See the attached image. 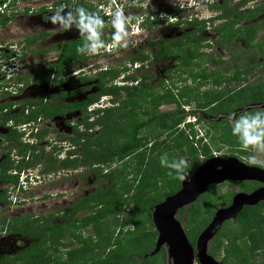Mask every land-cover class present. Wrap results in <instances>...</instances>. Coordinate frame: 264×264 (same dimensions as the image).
Returning <instances> with one entry per match:
<instances>
[{
  "label": "rangeland",
  "instance_id": "rangeland-1",
  "mask_svg": "<svg viewBox=\"0 0 264 264\" xmlns=\"http://www.w3.org/2000/svg\"><path fill=\"white\" fill-rule=\"evenodd\" d=\"M24 1L26 0L16 1L11 9V11H13V19H17L15 22L18 21V24H16L17 26L14 25L12 28V32L15 33L16 36L10 37L6 36L4 33L0 34V36H2L0 38L1 46H3L4 42H16V46H13V49H15V51L17 49L18 59H20V54L21 56L23 55V59L18 61L17 76L20 74L27 75L31 71L36 72L41 66L54 62L59 52L53 49V47L59 42H62L64 37V40H68L66 36L77 35L76 29L73 28L68 32H63L65 36L60 37L58 33L61 34V32L52 31V25L46 22V18L51 14V10L59 3L63 2L72 6H84L85 4L88 9L96 10L98 6L107 5L110 2V0H30L28 3ZM241 1L242 0H227L228 4L226 6L232 9ZM116 2L123 4L126 14L135 18L133 21L134 26L130 27V47L116 52H102L100 55L95 56L96 58L93 60H88L89 56H84L85 65L83 66L80 63L78 65L67 66L65 72L69 74H66V76H71V73L77 69L83 70L85 73L92 70L97 71V67L103 65L107 69L118 72L117 77L108 81L106 84L116 86L122 85L121 77L133 72L132 69L134 68V64L130 66L128 63V58L133 54V49L150 58L152 50L148 47V43L151 41H158L162 38L173 39L184 35L187 31L193 30L194 34H191L192 39H201L202 37L203 40L197 43H183L179 50L173 48L172 53H170V56L167 58H163L159 62H146L141 66V74L143 76L150 75L148 76L149 79L146 81V85L149 88L147 92L149 94L143 92V95H141L139 103L140 113L136 115V118L139 120L144 119L145 116L142 114L144 112L161 114L175 111L177 108H182L184 113H188L185 114L183 123H192L195 115L197 116L202 112L214 117L209 120H216L217 117H221V120L212 121L214 122L213 124H215L213 127H209L210 124L206 120H202L198 124H193L192 128L195 129L194 136L191 134L189 128L183 127V124L179 126V130L185 128L183 130L184 134L189 135V138L195 142L204 136V139H201V141L208 145L209 152L212 156L224 158L235 157L247 165H254L264 169V152L254 153L257 160L255 163H249L246 159L248 153L241 151L236 145H228L220 140L224 132L222 130L224 128L225 130L230 128L228 115L235 112L236 108L234 107L241 104V102H230V105L225 111L220 110L223 109L222 107H220L219 110L216 109V111L210 110L209 108L203 109L205 106L204 99L207 95L211 96L213 93L222 92L221 96L223 99L229 100V98L235 97L234 94H229L230 90L235 91L246 84L248 86L250 85V87L243 92H238V95H243L244 93L245 96H247L248 91H254L253 89L256 88L257 84H264V11L258 13L253 12L248 18L246 17L234 21L231 16L227 17L228 14L222 18H217L219 11L213 9L211 5L221 2V0H116ZM260 2L261 0H245L242 7H239V11L254 9ZM26 6H28L27 10L25 9ZM99 11L101 15H103L105 9L100 7ZM104 18L108 19L107 16ZM144 19L152 21L153 26L149 29H145L141 26V23L137 24L140 21L143 22ZM193 19H196V21H204L205 24H197L193 29L187 28V23ZM209 19L212 21H209ZM176 20H178L180 24L178 26H170V23H174ZM154 22L156 23L154 24ZM42 34H44V36H42ZM106 34H111L110 27L105 28V35ZM37 36L38 38L35 42H30L28 45L26 42L22 43L29 37V39L32 40ZM27 48L30 49L31 54L26 50ZM237 56H239L238 60L236 58ZM242 59H245L247 62V69L242 67ZM88 64H92V66L86 68ZM25 68L28 70H25ZM10 72L8 71L9 76L11 75ZM87 75H89L91 81L99 79V76L96 77L92 75L91 72ZM17 76L14 75L11 80L14 81ZM6 83H8V81ZM85 85L90 87L93 86V83L91 84L90 82V84ZM29 86H31L29 89L25 87L18 94L12 93L14 92V88H11L10 91L7 89V91H9L8 95L0 97V100H12L18 103L19 100L25 99L24 97L29 94H45L47 91L52 90L51 87L41 84L38 85V83ZM166 91H170L175 96V102L157 104L156 100L158 98L156 99V96ZM81 94L82 95H78L76 99H83L84 94ZM251 97L248 100L257 101L259 98L254 96ZM121 98H124L123 94ZM211 99H213V96ZM97 100H99L98 103L101 105V97ZM233 100L236 99L234 98ZM261 104L259 106L253 105V107H250L251 110L248 109V111L264 108ZM243 107L246 108L249 107V105ZM191 112H194L195 115ZM71 117V119L62 118L63 120L38 119L29 125L18 127L22 134L20 141L33 147L31 149L27 148L25 156L28 155L31 157L32 154L40 153L41 156L43 155V159L40 158L41 160L36 162L33 168L20 173L17 185L13 186L9 183L0 184V189L5 190L4 193L0 194V199L5 201L4 203L0 202V217L7 216L11 218L13 216H28L29 219L34 220H41L45 216L49 217L50 220L48 223L50 225L57 223L61 224L62 230L64 229L65 231L60 240L65 243H71V247H76L80 245L81 240L86 241L85 239L87 238L97 244V239L95 236L93 237L92 227L93 221L98 218L96 212L100 210L98 208L94 210L91 206L80 209L72 216L73 221L68 222L67 219L64 218L65 214L61 213V209L71 205L77 199L91 195L97 189H106L112 182L111 179H105L99 176L97 173H94V170L86 166L81 168L76 167V169L69 168L67 170L56 168L50 171V173L39 175V167L43 165V162H47V156L54 160L62 159L66 156V152L72 149V145L68 143V138L71 137L70 127L73 126L71 123H74L76 118H73L74 116ZM82 128L81 126V129ZM35 129L40 131L35 137L27 135L31 130L33 133ZM96 131L97 128L92 129L91 145H95L94 142L97 139L98 141L101 140V138L102 141H110L114 139L115 135L118 136L114 131L113 134L115 135L113 136L112 128L102 133L101 136ZM0 132H2V128H0ZM167 133V131L165 132V130L158 129L155 125L139 131L140 135L148 137L149 143L168 141V137L165 139V137L168 136ZM173 137V135H170V138L173 139ZM74 149L76 153L80 152V149L76 147H74ZM1 151L5 153L4 150ZM166 153L170 160L180 157L187 159L185 147L172 148L167 150ZM10 158L13 162L21 159L13 151L11 152ZM136 161L133 155H131L119 162L116 168H112V170H115L118 174L121 173L120 170L122 171L121 176H117V184L115 185L118 192L128 188H130L128 189L129 192L125 193V195H131L134 192L137 179L139 178L136 172ZM12 165L14 164H11V167ZM99 169L103 170L102 173L106 171L104 170L105 166H101ZM9 173H12L11 170ZM123 183L126 185H123ZM162 184V180L158 179V185L161 187ZM241 191V186L237 183L232 184L224 181L213 187L207 188L203 192L204 196L201 198L200 195L195 198L194 201L200 199L194 203L191 210L198 211L201 215L199 217L204 219L209 217L210 222L214 213L218 209L227 207L233 195ZM114 196L112 192L105 197V199L112 204ZM159 196L158 193L157 197ZM122 213H126V210H123ZM187 214V211H185L181 218L176 217V219L179 221L189 242H192V232H189L191 224ZM110 220L111 217H107L104 221L108 223ZM234 222V220H226L223 222L220 235L221 237L226 236L229 240L235 239V244L237 245L238 225ZM101 225L106 224L101 223ZM145 227L150 229L149 223H146ZM103 228H107V226L102 227V229ZM108 229L110 231L109 233H111L113 227L109 226ZM118 230L123 231L122 234H124L126 228H117L114 230L112 238L109 237V243H113L114 239L118 238ZM54 238L55 237L52 238L45 234L42 238V244L39 243L36 249L45 250L49 245L55 247ZM3 239V242L0 241V255L3 254L4 256H8L7 261L12 259L15 254L22 255V251L27 249L33 241L31 238L26 239L20 235L4 236ZM223 240L224 242L222 243L225 245L227 239ZM103 242H105V240ZM210 246L211 241H209L207 245V251L210 249ZM226 247L224 251L221 249L215 259L221 261L222 264H224V262L225 264H235L233 254L231 252L228 253L229 247L227 245ZM56 249L57 252L54 248L46 249V253L49 255H59L64 258V253L67 250L62 248V246H58ZM96 253L95 256L88 255L86 258L87 261L96 260V258L99 257ZM260 258L261 257L258 256L256 257V259ZM156 261L159 264H168L165 249L162 258L158 257Z\"/></svg>",
  "mask_w": 264,
  "mask_h": 264
},
{
  "label": "trees",
  "instance_id": "trees-1",
  "mask_svg": "<svg viewBox=\"0 0 264 264\" xmlns=\"http://www.w3.org/2000/svg\"><path fill=\"white\" fill-rule=\"evenodd\" d=\"M244 3L245 0H242L232 9H229L226 6L228 4L227 0H221V2L214 3L211 6L213 9L219 11L217 18H222L228 14L227 17L231 16L234 21L241 20L246 17L248 18L253 12L258 13L264 11V0H261V2L254 7V9L239 11V7H242ZM84 7H86L85 4ZM210 20L211 19H209V21ZM0 23L2 24L3 21H0ZM202 23L205 24L204 21H196V19H193L187 23V28L193 29L194 26ZM179 24L180 22L176 21L174 23H170V26H178ZM141 26L145 29H149L153 26V23L148 19H144L143 22H141ZM191 34H194L193 30L187 31L184 35L173 39L162 38L158 41H151L148 43V46L152 50L150 58L141 52L139 53V51H136L128 58V63L134 64L138 62L142 64L144 62H159L161 59L170 56L173 48L179 50L183 43H197L198 41L203 40L202 37L201 39H192ZM42 36H44V34H42ZM37 38L38 36L34 37L32 40L27 39L26 41H23V43L26 42L28 44L30 42H35ZM104 38L106 40H110V34H106ZM79 43L80 39L75 37L54 46L53 49L59 51L55 64L42 66L38 72H34L28 77L18 75L12 82L13 85L27 83L29 77L37 83L46 82V79L51 75V73L54 72L56 75H59L65 68H67V66H69V64H78L85 60L84 55L76 54L75 48ZM129 47L130 46L126 49ZM236 58L238 60L239 56ZM242 60V67L247 69V62L245 59ZM117 75V71L110 69L103 73L99 77L98 83L96 84L98 91L95 94L89 95L88 98L81 103V112L83 113V116L79 124H81L83 130L81 129L80 132L76 131L72 137L68 138V143L80 149V152L76 153L73 147L71 151L69 150L66 152V156L63 160L54 161L50 158L47 163H43L44 165L41 170L43 173H48L56 168L74 169L76 167L81 168L86 166L94 170V173H97L99 176H102L105 179H111L112 184L106 189H97L91 195L80 198L66 208L61 209V213L65 214L64 218H66L68 222H71L73 221L72 216L78 210L90 206L94 210L98 208L100 210L96 212L98 218L93 221L92 227L93 237L95 236L97 239V244L87 238L85 239L86 241L81 240L79 246L71 247V243H65L60 240L63 237V232H65L64 229L62 230L60 226L61 224L57 223L50 225L48 223L50 218L46 216L41 220L29 219L28 216L11 219L3 216L0 218V231L4 230L19 233L26 238H31L33 241L27 249L22 251V255L17 254L9 261H7V257L6 259L2 257L0 259V264H159L156 260L158 257L162 258L164 255L163 247H161L159 252L155 255H148L153 248V244L157 236L151 221V212L154 206L163 201L166 196L175 193L180 188L181 182L168 177L166 174L168 170L161 167L159 164L160 155L166 153L167 150L172 148L185 147L187 159L190 161V167L188 169L189 176L201 162L213 156L209 152L208 145L206 143H202L201 141V139H204V136L195 142L189 138V135L184 134L183 130L185 128L179 130V126L183 124V127L189 128L191 134L194 136L195 129L192 128L193 124L188 122L183 123L185 114L188 113H184L182 108H177L175 111L161 114H156L155 112H144L142 113L145 116L144 119L139 120L136 118V115L140 113L139 103L141 95H143V92L149 94L147 92L149 88L145 83V81L149 79V75L143 76L139 66L135 67L131 74L124 75L121 78L123 79V82H139L138 87H127L125 84L118 86L106 84L108 81L116 78ZM11 78L12 77H10L8 82L12 81ZM55 82L57 81L55 80ZM67 82L70 85H74L78 82V80L75 81L73 78H70ZM8 86L10 85L5 84L0 87L8 88ZM249 87L250 85L248 86L246 84L235 91L230 90L229 94H234V98L236 100H233L234 98H229V100L223 99L221 91V93H213L211 96L207 95L204 99L205 106L203 109L209 108L210 110L216 111V109L219 110V108L222 107L223 109L220 110L225 111L232 101L241 102V104L234 107L236 109H242L243 106H257L264 103V84H257L256 88L253 89L254 91H248L247 96H245L244 93L243 95H238V92H243ZM3 93H7V91H3ZM122 94L124 95L123 99L121 98ZM101 96H110L112 102H115V107L103 110L97 109L93 112V114H86V106L92 104ZM212 96L213 99H211ZM251 96L259 98L257 101H250L248 99H250ZM47 97H49V101H51L54 97L56 98V95L50 93ZM156 99L157 104L175 102V96L170 91H166L159 96H156ZM42 100L43 96L34 99L33 104L36 105L37 108L33 109L31 114L26 117V120L22 119L21 122L35 120L40 112H43L44 115L50 117L54 114L60 113L58 107L57 110H52L51 107L49 109L48 104H44L42 106ZM5 106L6 104H0V109ZM73 108L78 109L80 106L79 104L68 105V110H72ZM21 113L22 112H19L18 115H13V117L17 119V117L21 116ZM191 113L195 115L194 112ZM194 119L196 124L202 121L199 115H195ZM5 121L6 119H2V124ZM208 123L210 124L209 127H213L215 125L212 121H209ZM152 125L157 126L158 129L165 130V132L167 131L168 136H166L165 139L168 137V141L164 139L165 141H161L159 143H149L147 136L139 134L140 130L148 128ZM93 128H97L96 132H98L100 136L102 133H105L112 128V134L114 131V133L116 132L118 136L113 134L115 137L110 141H102V138L99 141L98 139H95V145H91V133ZM222 131H224L223 136L220 137L222 142L239 147L235 138L230 134V128L226 130L224 128ZM170 135L174 136L173 139L170 138ZM11 136L12 132L10 131L6 138ZM21 150L22 147L18 149V153H20ZM131 155H133L134 159L137 160L136 172L139 178L137 179L134 192L131 195H125V193L129 192L128 189L130 188L118 192L115 185L117 184V176H121L122 171L120 170L121 173L118 174L115 170H112L111 164L113 162H117L118 164ZM33 160L40 161V155L34 154ZM32 166V161L27 162L24 165L22 163H18L15 167L17 172L14 176H10L5 174V170L9 168L8 165L6 168L1 165L0 180L9 181L13 185H17V173L21 171V168L25 170L31 168ZM101 166H105V173H102L103 170L99 169ZM158 179H161L163 182L161 187L158 185ZM227 182L232 184L237 183L241 186V190L244 193L249 192L259 185V183L255 181ZM124 184L125 183H123V185ZM213 186L214 185H210L207 188ZM112 192L115 196L112 204H110V201H107L105 197L110 195ZM158 193L160 195L159 197H157ZM202 196H204V194L200 195V198ZM198 200L180 208L176 212L177 218H181L183 212L185 211L188 213V219L191 224L189 232H192L193 237L192 242H189L191 245H194L196 236L201 233L203 228L209 222V217L204 219L199 217L201 215L198 211L191 210L194 203ZM0 202L5 201L0 199ZM123 210H126V213H122ZM107 217H111V220L108 223L104 221ZM234 221V223L238 225V234L236 238L238 240V244H235V239L229 240L226 236L221 237L220 228L211 240L210 249L207 251L208 254L215 259L221 249L224 251V249L227 248V245L229 247L228 253L231 252L234 256L235 264H264V201L258 202L253 206H243L237 213ZM101 223H105L106 225H101ZM146 223H149L150 229L145 227ZM104 226H107V228L102 229ZM109 226L113 227L111 233H109ZM124 227L126 228L124 234H122L123 231L118 230V238L114 239L113 243H109L114 230L117 228L122 229ZM45 234L52 238L55 237V247L49 245L46 249L54 248L57 252L56 248H58V246H62V248L67 250L64 253V258L59 255H49L46 253V249H36V247L39 246V243L42 244V238ZM223 239H227L225 245L222 243L224 242ZM104 240L105 242H103ZM95 253L98 254L99 257L94 261H87V256H95ZM257 256L261 258L256 259Z\"/></svg>",
  "mask_w": 264,
  "mask_h": 264
},
{
  "label": "flooded vegetation",
  "instance_id": "flooded-vegetation-1",
  "mask_svg": "<svg viewBox=\"0 0 264 264\" xmlns=\"http://www.w3.org/2000/svg\"><path fill=\"white\" fill-rule=\"evenodd\" d=\"M16 1H18V0H0V6H4L7 3L6 8L0 11V21H3L2 24L0 23V34L4 33L6 36H10V37L16 36V34L12 32V28L14 27V25L18 24V21L15 22L17 19H13V15H12L13 11H11V9L15 5ZM24 2L28 3V2H30V0H26ZM27 8H28V6L25 7L26 10H27ZM155 23L156 22H154V24ZM58 34H59L60 37L65 36V34L63 32H61V34L60 33H58ZM1 37L2 36H0V38ZM66 37H68L66 39L70 40V39H73V38L78 37V36L74 34V35L66 36ZM64 38H63L62 42H59L58 44H61L64 41H66V40H64ZM13 46H16V42H12V43L11 42H4L3 46H1V44H0V86H3L5 84L6 85H10V86H8V88L0 87V97H4V96L8 95L7 93H9L11 88H14V92H12L13 94H18L25 87H28V89H29L31 87L29 85L37 84V82H34L31 77H29L27 83H24V84L21 83V84H18V85H13V83H12L13 81L8 82V84H7L6 82L9 81V80H6V81L2 80L3 78H5V75L9 74L8 71L10 72L11 70H12L10 72V74L12 75L11 77L13 78L14 75L17 76L16 75V71H17V67H18V61L20 59H23L22 58L23 55L21 56V54H20V59H18L19 57L17 56V52H16L17 49L15 51V49H13ZM26 50L29 51V54H31L29 48H27ZM31 51H32V49H31ZM132 51H133V53L136 52L135 49H133ZM95 58H96L95 56H92V57H89L88 60H93ZM56 60H57V58H56ZM56 60H54V62H51V64H55ZM80 63H81V65L84 66L85 65V60L81 61ZM80 63H78V64H80ZM144 63H142V64L138 63V62L134 63V67H138L139 66L140 67V71H141V66H143ZM78 64H69V66L78 65ZM47 65H50V64L48 63V64H46L44 66H47ZM129 65L131 66V64H129ZM91 66H92V64H88L86 68H88V67L90 68ZM31 67H33V66H31ZM31 67H28V68H31ZM41 67L36 72H38L41 69ZM26 69L27 68H25V70ZM134 69H132V70L134 71ZM108 70L109 69H107L103 65L98 66L97 67V71L92 70V71H88L86 73L83 70L81 71L80 69H77V70H75V71H73L71 73V76L67 75L68 77L66 76V74H69V73L65 72L66 69H64L63 70L64 72L62 71L59 75H56L53 72L46 79V82H39L38 83V85H40V84L41 85H45V86L47 85L48 87L52 88V90L47 91L45 94H43V93L36 94V95L29 94L28 96L24 97L25 99L19 100L18 103L16 101H12V100H5V101L0 100V104H2V103L6 104L5 107L0 109V128H2V132H0V153H1V156H0L1 157L0 158V167L2 165V166H4L6 168L7 165H8L9 168H7L5 170V174L6 175L14 176V174L17 172L15 167H16V165L18 163H22L24 165L25 163L32 161L33 162V166H34V164L36 162H38V161H34L33 160V155L34 154H32L31 157H29L28 155L25 156V154L27 152V148L31 149L33 147L31 145H27L26 143H23L22 141H20V139H21L20 137H21L22 134H21V131L19 130L18 127H21V126L26 125V124L33 123V122H35L38 119H45V120H53V119L55 120V119H62V118L63 119L64 118H70L71 119L72 118L71 116H74L73 118H76V121L74 123L70 122L71 125H73L72 127H70V130H71V133H70L71 135L70 136L72 137L76 131L80 132L81 131V124H79V122L81 121V118L83 116V113L81 112V103H83L88 98L89 95L95 94L98 91L97 85H96L98 83V79H95L94 81H91L89 75H87V74H89V72H91L92 75H95L96 77L97 76L100 77L103 73H105ZM143 71H144V69H143ZM33 73L34 72L31 71L27 75L30 76ZM20 75L27 76L25 74H20ZM70 78H73L75 81L78 80V82L75 83L74 85H70L67 82V81L70 80ZM55 80L57 82H55ZM146 81H145V83H146ZM90 82H91V84L93 83V86L88 87L87 85H85V84H90ZM126 83H127V87H132V86H137L138 87L139 86V84H138L139 82L137 83L136 81H128ZM7 89H9V91H7ZM3 91H7V93H3ZM29 93H30V91H29ZM50 93L56 95V98L54 97V99H52V100L50 99L51 101H49V97H47ZM81 93L84 94L83 99L82 98L81 99H76L78 95H82ZM40 96H43L42 106L44 104H48L49 109L51 107L52 110H57V107H58V110L60 111V113L54 114L53 116L50 117V116L44 115L43 112H40L37 115V117L35 118V120H27L25 122H21L22 119L26 120V117L31 114L33 109L37 108L36 105L33 104V101H34V99L39 98ZM72 104L73 105L74 104H76V105L79 104L80 108H78V109L73 108L72 110H68V105H72ZM113 104L115 105V102H113ZM249 106H251V105H249ZM240 110L241 109H236L235 112H239ZM19 112H22L21 116L17 117V119L14 118L13 115H18ZM85 113L86 114H90L87 111ZM199 116H200V118L202 120H206L207 122L221 120V117H217L216 120H209L210 118H214V117L211 116V115H206L203 112L199 113ZM2 119H6V121L3 124H2ZM10 131L12 132V136L6 138V136L10 133ZM20 147H22V150H21L20 153H18V149ZM71 147L73 148L75 146L72 145ZM1 150H4L5 153H3ZM71 150L72 149H70V151ZM12 151L17 156H19L21 159L13 162L12 159L10 158ZM36 155H40V158L43 159L42 158L43 155L41 156L40 153L39 154L37 153ZM64 158H65V156H64ZM64 158L56 159V160L53 159V160L54 161H60V160H63ZM49 159H50V157L47 156V162H48ZM47 162L45 161L43 163L45 164ZM11 164H14V165H12V167H11ZM43 165H41V167H39V171H38L39 175H43V174L47 173V172L43 173L41 171ZM33 166L31 168H33ZM31 168H28V169H31ZM28 169L24 170V169L21 168V171L17 173V181H18L19 174L24 172V171H26V170H28ZM74 169H76V168H74ZM10 170H11L12 173H9ZM61 170H65V169H61ZM0 173H1V170H0ZM1 183L12 184L9 181H1L0 180V184ZM13 186H15V185H13ZM262 186L263 185L259 183V185L257 187H255L254 189H252V190H250L249 192H246V193H250L251 191H254L255 189L260 188ZM4 192H5V190L0 189V194L4 193ZM241 192H243V191H241ZM230 203H231V201L229 202V204ZM11 218H21V217L13 216ZM11 218H8V219H11ZM10 235H20L23 238H26V237H24L23 235H21L19 233H13V232H8V231H4L3 230V231H0V241L3 242L4 236H10ZM26 239H29V238H26ZM15 256H16V254L12 258H14ZM2 257H4L6 259V257H8V256H4L2 254V255H0V259Z\"/></svg>",
  "mask_w": 264,
  "mask_h": 264
},
{
  "label": "clouds",
  "instance_id": "clouds-1",
  "mask_svg": "<svg viewBox=\"0 0 264 264\" xmlns=\"http://www.w3.org/2000/svg\"><path fill=\"white\" fill-rule=\"evenodd\" d=\"M6 5L7 3L4 6H0V11L5 9ZM100 7L105 9L103 15L99 11ZM105 16L108 19H105ZM133 21L134 17L126 14L124 5L117 3L116 0H110L107 5H100L96 10L61 2L51 10V14L46 18V22L52 25V31L68 32L75 28L80 39V43L75 48L76 54L89 57L98 56L102 52L108 53L126 49L129 46L130 27L134 26ZM106 27L111 28L110 40L104 38ZM122 84L127 85L126 82H123V79ZM99 100L93 102L97 106L92 111H87V107L91 104L87 105L85 110L93 114L97 109L103 110L115 106L110 96H101V105L98 103ZM228 120L231 136L235 138L241 151L248 153L246 159L249 163H255L257 157L254 153L264 152V108L232 112L228 115ZM190 124H196L195 119ZM39 132L35 129L32 133L31 130L27 135L35 137ZM159 164L168 170L166 174L173 180L190 182L188 173L189 160L183 157L170 160L167 153H163L159 157ZM117 166V162L111 164L112 168ZM220 168L221 165L217 164L218 171Z\"/></svg>",
  "mask_w": 264,
  "mask_h": 264
},
{
  "label": "water",
  "instance_id": "water-1",
  "mask_svg": "<svg viewBox=\"0 0 264 264\" xmlns=\"http://www.w3.org/2000/svg\"><path fill=\"white\" fill-rule=\"evenodd\" d=\"M261 106L264 107V104ZM250 107L253 105L240 111L248 110ZM217 164L221 165L219 171ZM224 181H255L263 186L250 193H235L229 206L214 213L210 222L198 235L195 244L191 245L175 217L176 212L192 203L208 186ZM261 201H264V169L247 165L235 157L213 156L205 159L191 173L190 182H180V188L175 193L166 196L154 206L151 221L157 236L148 255H155L163 247L168 264H222L207 253L209 241L220 230L223 222L235 219L243 206H253Z\"/></svg>",
  "mask_w": 264,
  "mask_h": 264
},
{
  "label": "built area",
  "instance_id": "built-area-1",
  "mask_svg": "<svg viewBox=\"0 0 264 264\" xmlns=\"http://www.w3.org/2000/svg\"><path fill=\"white\" fill-rule=\"evenodd\" d=\"M12 75H5V78H3L2 80H9L10 79V77H11ZM97 105H96V103H93V104H91V105H89L88 107H87V111L88 112H90V111H92L95 107H96Z\"/></svg>",
  "mask_w": 264,
  "mask_h": 264
},
{
  "label": "crops",
  "instance_id": "crops-1",
  "mask_svg": "<svg viewBox=\"0 0 264 264\" xmlns=\"http://www.w3.org/2000/svg\"><path fill=\"white\" fill-rule=\"evenodd\" d=\"M235 61H236V58H235Z\"/></svg>",
  "mask_w": 264,
  "mask_h": 264
}]
</instances>
